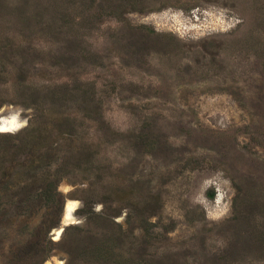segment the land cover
<instances>
[{
	"label": "rangeland",
	"instance_id": "rangeland-1",
	"mask_svg": "<svg viewBox=\"0 0 264 264\" xmlns=\"http://www.w3.org/2000/svg\"><path fill=\"white\" fill-rule=\"evenodd\" d=\"M0 118L58 142L66 225L119 211L116 264H264V0H0Z\"/></svg>",
	"mask_w": 264,
	"mask_h": 264
},
{
	"label": "trees",
	"instance_id": "trees-1",
	"mask_svg": "<svg viewBox=\"0 0 264 264\" xmlns=\"http://www.w3.org/2000/svg\"><path fill=\"white\" fill-rule=\"evenodd\" d=\"M74 89L65 86L60 91V97L73 95ZM82 95L89 96L86 90ZM27 98L30 104L36 103L33 94ZM42 114L36 107V117ZM32 125L30 121L20 131H0V223L11 225L16 222L10 241H5L6 235L0 238V244L7 242V255L3 264H44L52 251L61 246L67 253L64 264H116L121 255L118 251L121 235L109 233L104 225H118L114 216L119 211L103 207L100 212H96L90 207V203L94 202L92 199L80 198L82 205L77 212L86 214L89 224L94 220V227L82 228L67 224L60 238L52 237V229L60 227L65 202L63 193L58 189V182L66 175L56 170L59 164L53 152L58 146L57 141L38 151L20 150L32 142L36 132ZM78 126L72 121L68 122V129L63 134L75 138L79 133ZM67 166L100 178L97 156L93 154H89L83 161L68 163ZM102 228L105 231H100L99 235L98 230Z\"/></svg>",
	"mask_w": 264,
	"mask_h": 264
},
{
	"label": "water",
	"instance_id": "water-1",
	"mask_svg": "<svg viewBox=\"0 0 264 264\" xmlns=\"http://www.w3.org/2000/svg\"><path fill=\"white\" fill-rule=\"evenodd\" d=\"M2 124V118H0V125ZM69 199H67L63 205V212H62V223L63 225H61L60 227H58L54 232H57L59 230V233L58 235H60L64 229V226L66 225V223H64V221H66V217L69 216V218H71L72 216V213L74 212L75 208L74 209H68L67 208V201Z\"/></svg>",
	"mask_w": 264,
	"mask_h": 264
},
{
	"label": "bare ground",
	"instance_id": "bare-ground-1",
	"mask_svg": "<svg viewBox=\"0 0 264 264\" xmlns=\"http://www.w3.org/2000/svg\"><path fill=\"white\" fill-rule=\"evenodd\" d=\"M67 205L69 209H73V203L72 201H67Z\"/></svg>",
	"mask_w": 264,
	"mask_h": 264
}]
</instances>
